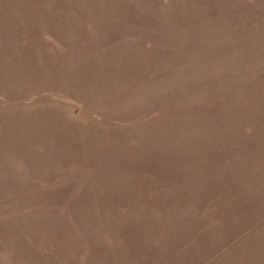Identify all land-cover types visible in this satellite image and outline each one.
<instances>
[{"label":"rangeland","instance_id":"374dc122","mask_svg":"<svg viewBox=\"0 0 264 264\" xmlns=\"http://www.w3.org/2000/svg\"><path fill=\"white\" fill-rule=\"evenodd\" d=\"M0 264H264V0H0Z\"/></svg>","mask_w":264,"mask_h":264}]
</instances>
